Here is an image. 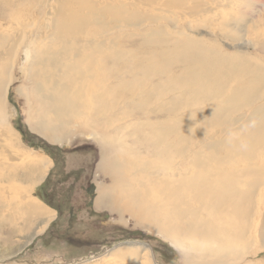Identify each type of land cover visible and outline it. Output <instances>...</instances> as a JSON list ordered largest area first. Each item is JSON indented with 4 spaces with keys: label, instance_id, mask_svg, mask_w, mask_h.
<instances>
[{
    "label": "bare ground",
    "instance_id": "bare-ground-1",
    "mask_svg": "<svg viewBox=\"0 0 264 264\" xmlns=\"http://www.w3.org/2000/svg\"><path fill=\"white\" fill-rule=\"evenodd\" d=\"M0 3L4 18L0 21V115L4 109L1 93L12 82V69L20 61L31 65L28 75L42 106L38 129L43 133L58 132L57 138L56 134L51 137L55 141L63 139L72 123L73 128L77 126L73 119L87 108L85 97L89 92H93L95 102L102 104L103 96L105 99L107 93L113 94L117 86L133 90L126 78L130 72L126 44L137 37L147 44H166L182 38V42H174V53L188 66L166 88L195 101H208L207 115L194 120L175 119L166 123L168 126L163 130L157 128L154 132L160 143L155 144L157 148L168 142L162 151L164 155H157V162L137 163L117 156L102 164L100 171L111 173L122 184L127 182L125 192L138 216L154 225V228L142 226L144 229L164 235L177 249L198 251L190 264H251L250 258L264 248V215L255 218L262 215L256 201L264 191V167L258 165L264 150V65L260 63L263 57L255 54L256 59H252L247 53L206 50L200 40L185 30L194 31L190 24L208 18L209 22H219L231 37L241 35L243 39L254 35L264 54L261 38L264 31L258 29L260 20L256 19L262 15L258 16L257 6L261 5L260 11L264 12V0H0ZM162 21H167L171 33L177 36L163 30ZM179 27L183 29L178 30ZM159 64L149 61L143 75L148 78L152 74H167L170 59L165 58ZM115 74L120 75L117 82ZM240 74L246 78L243 83L237 77ZM138 83L141 85L142 81ZM158 85L155 83L154 87ZM101 87L107 93L99 91ZM177 100V95L170 99L171 114L176 113ZM113 123L115 119L111 120ZM214 125L222 129L201 139L202 146L197 150L198 144L193 145L196 139ZM178 131H182L180 136ZM171 134L179 136V147L175 146L177 142L167 141ZM217 136L226 138L216 140ZM11 146L0 139V185L7 183L0 186V215L10 212V224L16 228L12 233L27 232L32 238L45 232L56 219V210L32 196L34 186L45 179L53 163L33 149ZM221 151H226L225 157L218 155ZM238 158L247 161L245 167H239ZM2 160L14 165L12 172L2 170L5 166ZM188 161L196 169L193 173L183 169ZM231 163L227 168L226 164ZM18 180L25 187L16 185ZM109 204L110 194L99 186L96 208ZM22 216H26L25 222L20 221ZM132 244L113 250L109 259L102 256L80 264H157L147 245L141 244L140 251L131 248L135 246ZM111 257L118 261L114 263Z\"/></svg>",
    "mask_w": 264,
    "mask_h": 264
},
{
    "label": "rangeland",
    "instance_id": "rangeland-1",
    "mask_svg": "<svg viewBox=\"0 0 264 264\" xmlns=\"http://www.w3.org/2000/svg\"><path fill=\"white\" fill-rule=\"evenodd\" d=\"M257 7L258 16L262 14L256 18L260 20L258 29L264 31V12L260 11L261 5ZM0 21H4L1 6ZM166 23L167 21H162V29L171 33ZM256 24L258 25L257 22ZM190 25L194 27V31H185L194 39L200 40L206 50L219 49L224 54L247 53L252 59H256L255 54H258L259 57H263L260 63L264 65V54L260 52L254 35H248L243 39H240L241 35L238 37L232 35L233 39L223 31L219 22H209L208 18ZM180 29L183 27L178 28ZM172 35L177 36L175 32ZM141 38H134L125 46L129 50L130 62V72L128 71L126 78L133 90L125 91L121 90V86H117L114 93L110 94L104 91L105 87H101L99 91L107 93L105 99L103 96L105 102L102 104L95 102L93 92H89L85 97L87 108H83L84 111L73 119L77 126L73 128L72 123L61 141L51 140L54 134L56 138L58 137V132L43 133L38 129V116L42 106L28 75L31 65L20 61L12 69V82L8 89L1 93L4 109L0 115V139H4L9 146L33 149L48 157L53 163L45 179L34 186L32 196L56 210V219L45 232L30 238L27 232L12 233V229L16 228L10 224V212L0 215V264H80L102 256L107 259L110 252L121 249L128 243H133L135 246L131 248L140 251L143 244L147 245L157 264H190L191 257L197 254L198 251L195 249L185 250L180 247L177 249L176 244L164 235L144 229L142 226L154 228V225L146 220L142 221L143 219L138 216V210L125 192L124 186L127 182L122 184L111 173L100 171L102 164L117 156L118 158L124 156L137 163L157 162L159 159L157 155H164L162 151L167 148L168 143H161L160 148H157L155 144H158L159 140L154 136L157 128L163 130L168 126L166 123H171L175 119L194 120L205 115L210 106L208 101H195L190 96L180 95L173 88H166L171 84L169 81L181 76L188 66L186 61L179 59V54L174 53L176 45L174 42H182V38L166 44L161 42L147 44L142 42ZM165 58L171 61L167 74L159 76L152 74L148 78L143 75V69L149 61L159 64L163 63ZM28 63L31 64L32 60ZM4 64L10 65V62L4 61ZM158 66L160 67V64ZM119 74L109 77L110 81L113 82V76L114 82L119 81ZM237 77L242 83L246 80L241 74ZM138 80L142 81L141 85ZM155 83L159 85L154 87ZM95 91L96 95L97 88ZM174 95L178 96V105L176 113L171 114L173 107L170 99ZM110 117L115 119L114 125L111 124ZM220 128L221 126L216 125L208 127L206 133L198 137L193 145L198 144L196 147L198 150L202 146L199 144L200 140L211 137L222 129ZM177 133L180 136L182 131ZM178 135L171 134L167 141L171 144L177 142L175 146L179 147ZM224 138L226 137L217 136L216 140L222 141ZM218 155L225 157L226 151H221ZM260 157L258 165L264 167V150ZM238 159L239 167H245L247 161ZM1 162L5 165H1L4 168L2 170L5 171L7 168L9 170L5 172H12L14 165L9 162L6 164L4 160ZM226 165L230 168L233 164ZM183 169L190 170L191 173L196 171L195 167L190 165V161ZM23 183L18 180L15 184L25 187ZM1 185L7 186V183ZM99 186L110 194L111 204L98 209L95 202ZM261 198L256 203L260 204L262 215L255 217L256 220L263 218L264 215V201L262 202L264 191ZM193 205L199 206L195 203ZM17 209L22 212L20 206H17ZM25 218L26 216H22L20 221L25 222ZM23 243L25 245L19 249ZM111 260L114 263L118 261L115 257H111ZM249 261L251 264H264V248Z\"/></svg>",
    "mask_w": 264,
    "mask_h": 264
},
{
    "label": "trees",
    "instance_id": "trees-1",
    "mask_svg": "<svg viewBox=\"0 0 264 264\" xmlns=\"http://www.w3.org/2000/svg\"><path fill=\"white\" fill-rule=\"evenodd\" d=\"M59 212V211H58ZM60 215V214H59Z\"/></svg>",
    "mask_w": 264,
    "mask_h": 264
}]
</instances>
